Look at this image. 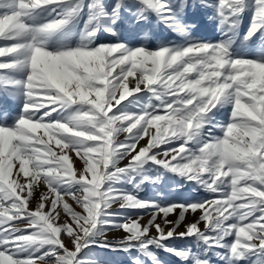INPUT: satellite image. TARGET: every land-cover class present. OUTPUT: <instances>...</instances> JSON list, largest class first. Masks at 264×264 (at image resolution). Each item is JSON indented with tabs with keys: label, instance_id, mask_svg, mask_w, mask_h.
<instances>
[{
	"label": "snow or ice",
	"instance_id": "snow-or-ice-1",
	"mask_svg": "<svg viewBox=\"0 0 264 264\" xmlns=\"http://www.w3.org/2000/svg\"><path fill=\"white\" fill-rule=\"evenodd\" d=\"M199 4L211 9L221 39L191 35L194 25L183 23L188 0H0V90L20 104L13 124L0 115V264H97L82 255L93 245L135 250L132 264H144L142 256L161 264L157 248L183 264H212L209 253L223 264H264V49L249 57L233 48L248 13L243 40L264 37V0ZM122 12L142 39L155 20L183 42L96 43L101 30L118 35ZM220 109H230L225 120L216 117ZM145 165L209 198L162 204L117 187ZM41 181L49 191L31 209ZM61 209L70 219L57 224ZM177 209L178 219L168 220ZM109 230L125 235L108 241ZM189 237L195 250L166 243Z\"/></svg>",
	"mask_w": 264,
	"mask_h": 264
},
{
	"label": "rangeland",
	"instance_id": "rangeland-1",
	"mask_svg": "<svg viewBox=\"0 0 264 264\" xmlns=\"http://www.w3.org/2000/svg\"><path fill=\"white\" fill-rule=\"evenodd\" d=\"M212 15L211 9H206L199 4V0H188V7L185 9L183 14V23L185 25H194L190 29L191 35L199 40L203 41H217L221 39L220 31L217 28L216 22L210 20L209 17ZM87 19V16H83L79 23L76 25V34L71 37L69 43L73 46L79 42L80 36L79 33L84 27V20ZM251 21V13H248L244 16L242 23L239 25L238 34L233 45L234 50L238 55L243 56H255L259 54L261 49H264V37H261L258 33L252 40L245 42L243 37L248 30V25ZM116 29L118 35L113 37L107 32L101 30L97 34L96 43H114L117 40L131 45L133 47L144 43L149 48H154L160 43L174 42L182 43L183 39L179 37L172 30L165 28L163 24H159L153 20L152 24L149 26L150 35L142 39L143 33H141L137 26L129 19L127 13L122 12V19L117 21V24L113 25ZM111 37V38H110ZM146 97L145 101L146 102ZM230 109H220L216 113L218 120H225L226 113ZM20 113V104L15 101L13 98L5 95L2 90H0V115L6 114V122L11 125L15 121ZM162 114V113H161ZM152 131H155L154 129ZM219 135V132L216 133ZM38 136L44 137L47 140V137L44 136V131L40 130L37 133ZM123 138V137H121ZM147 137L140 142L141 145L145 144ZM53 149L59 154L60 150L55 147L54 142L51 145ZM73 157V166L75 169H82L83 164L74 154L70 153ZM123 163H126L123 162ZM14 173L16 168H14ZM149 178H159L156 183H152ZM139 184L140 189L137 191L135 185ZM182 185V186H181ZM117 187L122 188L128 192H136L141 200H155L159 201L162 204L166 203H185L196 200H203L209 198V194L205 192L199 186L192 184L184 180L181 176H178L170 171H167L163 168H157L154 165H145L142 171L134 174V179L131 183L123 181L117 185ZM47 186L41 181L37 185V189L33 192V197L29 202V208L34 209L36 203L40 198L42 193H48ZM69 204L72 205L74 210L81 211V209L68 197H65ZM118 208V205L116 206ZM119 212L124 215H143V220L141 223H146L150 219V215L144 214V211H133L131 209H117ZM179 209L175 213L169 214L167 217L168 220L175 221L178 219ZM200 213L199 211L195 214L191 212L186 213L185 220L181 223L180 227L177 229L179 232L185 231V225L188 223L195 222L198 219ZM159 218V217H158ZM70 218L67 217L62 209L60 210V216L57 218L55 223L61 224ZM161 217L159 218L160 222ZM203 229L204 225L201 223L199 225ZM167 230V229H166ZM152 234L155 235V230L152 229ZM125 234L122 231L118 230H109L107 232L108 241H115L122 239ZM61 238L64 240L65 244L70 248L72 247L70 241L68 240L66 234L61 233ZM99 239V238H97ZM169 247L173 248H195L198 246L197 241L194 238H176L166 242ZM157 253L161 264H183L176 256L171 255L170 253L165 252L162 248L154 249ZM82 255L87 256L86 258L97 262V264H132V258L139 256L140 253L135 250L131 252L125 251H112L109 248H101L93 245L90 248L84 250ZM212 264H223L222 261H218L216 256L209 253ZM144 264H152L150 260L146 257H141ZM49 264H52L50 261ZM240 264H246L245 261H240Z\"/></svg>",
	"mask_w": 264,
	"mask_h": 264
},
{
	"label": "bare ground",
	"instance_id": "bare-ground-1",
	"mask_svg": "<svg viewBox=\"0 0 264 264\" xmlns=\"http://www.w3.org/2000/svg\"><path fill=\"white\" fill-rule=\"evenodd\" d=\"M111 38V37H110ZM160 218V217H159ZM159 218H158V220H157V222H159Z\"/></svg>",
	"mask_w": 264,
	"mask_h": 264
}]
</instances>
